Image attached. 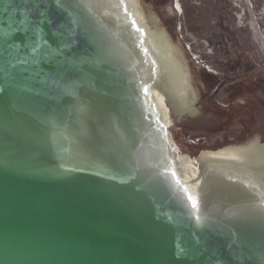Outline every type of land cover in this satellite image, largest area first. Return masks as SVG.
Instances as JSON below:
<instances>
[{"label": "water", "instance_id": "1", "mask_svg": "<svg viewBox=\"0 0 264 264\" xmlns=\"http://www.w3.org/2000/svg\"><path fill=\"white\" fill-rule=\"evenodd\" d=\"M0 264H264V0H0Z\"/></svg>", "mask_w": 264, "mask_h": 264}, {"label": "snow or ice", "instance_id": "2", "mask_svg": "<svg viewBox=\"0 0 264 264\" xmlns=\"http://www.w3.org/2000/svg\"><path fill=\"white\" fill-rule=\"evenodd\" d=\"M190 199H191V197H190ZM195 206V205H194Z\"/></svg>", "mask_w": 264, "mask_h": 264}]
</instances>
